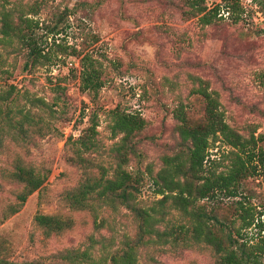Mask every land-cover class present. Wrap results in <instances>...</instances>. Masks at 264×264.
I'll list each match as a JSON object with an SVG mask.
<instances>
[{
  "label": "rangeland",
  "instance_id": "obj_1",
  "mask_svg": "<svg viewBox=\"0 0 264 264\" xmlns=\"http://www.w3.org/2000/svg\"><path fill=\"white\" fill-rule=\"evenodd\" d=\"M190 1L0 0V10L34 19L52 57L29 70L23 51L0 55V93L15 87L0 103V264H113L143 234L132 206L152 225L147 246L134 249L140 264H220L214 245L193 238L198 220L225 246L231 235L236 254L249 257L245 264H264V166L220 133L208 138L201 172L187 183L176 176L188 213L170 199L157 202L178 192L162 177L166 160L187 151L182 130L206 124L200 87L215 91L233 130L264 141V8L238 0L242 21L206 26ZM216 3L222 0L201 2L208 9ZM220 13L228 15L224 6ZM87 53L103 84L97 91L83 87ZM117 112L140 116L141 128L124 137L113 128ZM179 161L188 163L187 154ZM22 168L43 179L23 200L26 182L14 176ZM231 173L228 187L202 190L206 179ZM122 180L120 188L109 182ZM123 189L134 192L129 205L101 196ZM81 190L89 194L78 209L71 194ZM39 214L57 217L62 229L44 228ZM156 229L190 233L174 241Z\"/></svg>",
  "mask_w": 264,
  "mask_h": 264
},
{
  "label": "trees",
  "instance_id": "obj_2",
  "mask_svg": "<svg viewBox=\"0 0 264 264\" xmlns=\"http://www.w3.org/2000/svg\"><path fill=\"white\" fill-rule=\"evenodd\" d=\"M203 0H191L189 3L190 8H193V14L201 15L199 17V21L202 25L210 26V24H216L219 21L223 20L224 17H227L232 23H239L242 21V15L244 16L245 11L239 4L238 0H222V3H216L213 6L209 7L203 6L201 4ZM258 4L264 8L263 0H258ZM227 9L228 15L223 16L220 13L221 8ZM198 15V16H199ZM34 19L26 15H19L15 17L11 14V10H0V55H2V50H7L9 47L12 50L23 51L25 56V68L32 69L33 67L38 66L39 64H46L51 60V53L46 52L43 48L44 40L42 36H39L34 31ZM59 47H62L59 45ZM75 52V51H74ZM82 82L83 87L86 90H93L97 91L102 87V82L100 81L99 71L93 67V58L90 54H86L82 59ZM86 61H89L88 65ZM199 81V78H196ZM201 82V81H200ZM15 87L12 85L11 88L7 91H2L0 93V103L5 102L11 96V92ZM215 91L208 92L206 88L200 87L199 95L203 98L205 103V117H206V124L204 127H200L199 131L192 132L190 134L186 133L185 130H182L183 134V142L188 143L184 148L187 151H178L175 153L171 158L167 159V165L169 168L167 169L166 177L163 176L162 180H164L165 185L171 189L178 191L173 195H166L163 196L160 200H158V204L163 205L168 199L171 200L173 207L175 209H181L185 213L187 212L188 206V198L184 196V191L180 188L182 187L181 180L176 179V176L181 174L183 176V180L190 181V178L202 170V160H203V152L206 150L208 146V138L210 135H216L220 133L223 136V139L232 144L233 146H237L239 150L244 151L247 155L248 159H259L262 161L264 166V141L263 136H258L255 138L251 135V141L248 139L243 138L242 135L239 134L238 131L233 130L229 124L226 122L224 118V113L219 110V101L214 95ZM181 112V111H178ZM10 108H8L6 114L4 115L5 118L10 116ZM117 117L116 122L114 123V129H118L123 133L124 137L131 135L134 131H138L142 126V118L140 116L133 115L131 113L125 112H117L115 115ZM179 116V115H178ZM181 122L184 121L182 117H180ZM183 127V126H182ZM263 141L262 146H256L257 142ZM252 142L254 144V148L256 149H246V146ZM256 150V151H255ZM187 154L188 156V163H180V159L183 155ZM239 172V170H237ZM27 175V176H24ZM18 181H25V188L24 191L19 196L20 199H24L26 197L25 191L32 192L39 188L42 183V178L37 175L31 173L28 169L22 168L21 173H17L14 175ZM126 178H129L127 174H125ZM234 179V174L231 173L227 176L218 175L214 180L206 179L205 182L201 185L202 190H207L208 188L215 187H228L231 180ZM126 182L122 180L120 183L114 181H109L112 185L111 187L120 188L122 183ZM87 187L93 185L87 184ZM132 189L135 191L136 186L131 185ZM91 188V187H90ZM108 188V187H107ZM131 193L126 189H123L120 193H102V197L105 199L110 198L112 200H117L129 205ZM88 191L81 190L80 192L71 194L73 198L74 205L78 209H83L87 205L88 199ZM131 210L135 212L140 218L142 219L141 223L142 226L139 227L140 231L143 233L139 236L136 240V246H131L128 251H124L120 257L113 258L111 262L113 264H140L139 260L134 257V249L141 248L147 246L145 242V237L148 234H151V224L147 221L150 219L148 215L144 216L143 212H140L139 208L132 206ZM37 222L40 225H43L44 228L48 229L49 231H56L58 232L62 226L63 221H59L57 217H48L43 216V214H39L37 216ZM158 221V220H157ZM156 221V222H157ZM220 222V221H219ZM64 225V223H63ZM222 231V227L218 228ZM156 229V232L160 234L159 237L162 236H172L174 241H176V235L180 237L183 241L185 240V236L190 233L189 230L186 229H179L178 231H174L170 229L168 231ZM191 234L193 238L196 240H203L202 236H204V241L206 238L207 243H211L215 246L216 250L220 253V264H245V258L247 254L245 250L241 249L243 254L237 255L235 252V245L236 240L229 235L226 239L228 243L227 246L224 244V239L220 238L218 240H214L213 232L210 230L209 226L205 225V220L197 221L191 228ZM158 236V235H157ZM212 238V240H211ZM135 249V250H136ZM71 258L72 261L75 263L77 259H74V256H69L68 259ZM248 264V263H247Z\"/></svg>",
  "mask_w": 264,
  "mask_h": 264
}]
</instances>
